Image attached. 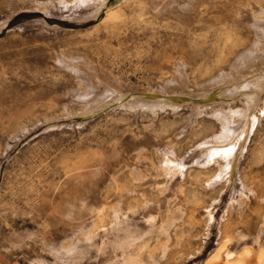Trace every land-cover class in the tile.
Segmentation results:
<instances>
[{
	"label": "rangeland",
	"instance_id": "1",
	"mask_svg": "<svg viewBox=\"0 0 264 264\" xmlns=\"http://www.w3.org/2000/svg\"><path fill=\"white\" fill-rule=\"evenodd\" d=\"M248 1L0 0V264H264V92L229 179L199 147L245 104L201 88L264 58Z\"/></svg>",
	"mask_w": 264,
	"mask_h": 264
},
{
	"label": "bare ground",
	"instance_id": "2",
	"mask_svg": "<svg viewBox=\"0 0 264 264\" xmlns=\"http://www.w3.org/2000/svg\"><path fill=\"white\" fill-rule=\"evenodd\" d=\"M254 5L264 8V0H249L248 3L246 4V6L250 8L252 15L256 17H259L262 15V18H260L262 19V24L260 23L261 24L260 32H261L262 42L259 45L261 49V48H264V9L262 10V12L255 11ZM256 51L257 50L247 53L241 59L240 64L237 67H235L228 74L222 76L216 82L210 83L208 86H204L203 88H201L200 93L198 95L199 97H202V98L207 97L208 94L210 93L209 91L225 86L226 92L225 90H223L225 93L224 95H221L222 93L221 92L219 94L220 96H226L228 98L230 97L231 99H234L236 97L235 94L238 93L237 95H239V93H242L240 95H242L245 100V104L242 110L230 112L227 114V116L230 119L241 120L238 127H236V129H234L233 131H230L229 133L228 131L225 134L223 133L222 138L217 137L216 139H213V140L212 139L206 140L199 146L200 149L206 153L210 154L211 152H213V154L215 155L220 153V154H223L224 156L226 155L229 157L230 160L228 161V164H227L228 167L226 166L227 168L224 169V171L220 175V178H224V177H227L228 179L230 178L232 170L236 166V162L238 161V156L242 154V151L245 148L246 142L257 123L256 111L258 109V104L260 102L262 93L264 92V58L262 57V55L258 56L260 53L258 54L256 53ZM256 57L259 58L258 61H256L255 59ZM79 68L81 70L80 73L86 78L87 80L86 82L92 85H96V86H104L107 89L112 87V84H110L106 78L94 72L88 65L84 64L83 62L80 63ZM255 72L259 73L258 74L259 77L257 76L255 77L252 75V77H249L248 79L246 78ZM246 80H252L254 82V86L256 87L253 89L254 91L252 92L245 91L246 87L243 86L242 84L245 83ZM185 83H186L185 81L183 82L179 79V73L174 74V76L172 77L169 83V90H164V94L166 95L165 97H160L157 95V93L152 92V91H151L152 93H150L148 91V93L150 94L147 95L146 98L149 100L151 99L152 101L154 100L153 102L146 103V102L141 101V99H140L141 102L135 101V100H134L135 103H132L133 100L132 102L131 101L130 102L131 104H136V105L140 103L144 105L145 104L150 105V106H153V108L155 107L161 110L166 107L176 109L178 106L173 104L172 102L174 101L180 102L181 98L179 97L173 98L170 95V93L172 92H169V91H173V93L177 94V96L189 94L187 93V89L184 85ZM122 91L120 90V88L114 86L111 92V97H112L111 100H119V101L120 99L122 100V97L124 96ZM169 95L171 97H169ZM95 99L98 100L99 97H96ZM155 99H158V100H155ZM101 107H102V102H96L95 104H93L86 110L85 114L95 112ZM197 111H199L198 108H197ZM226 126H229V125H226ZM237 135H239L240 137L239 139H236ZM228 149H231V151H228ZM224 246H225V243L221 245V248Z\"/></svg>",
	"mask_w": 264,
	"mask_h": 264
},
{
	"label": "snow or ice",
	"instance_id": "3",
	"mask_svg": "<svg viewBox=\"0 0 264 264\" xmlns=\"http://www.w3.org/2000/svg\"><path fill=\"white\" fill-rule=\"evenodd\" d=\"M103 2H104V0H101V3H103ZM239 138H240L239 135H237L236 139H239ZM228 151H231V149H228Z\"/></svg>",
	"mask_w": 264,
	"mask_h": 264
}]
</instances>
